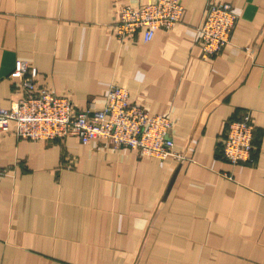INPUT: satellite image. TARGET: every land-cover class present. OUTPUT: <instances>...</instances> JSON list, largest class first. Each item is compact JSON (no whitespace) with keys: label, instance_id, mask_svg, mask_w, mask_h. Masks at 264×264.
I'll return each mask as SVG.
<instances>
[{"label":"crops","instance_id":"obj_1","mask_svg":"<svg viewBox=\"0 0 264 264\" xmlns=\"http://www.w3.org/2000/svg\"><path fill=\"white\" fill-rule=\"evenodd\" d=\"M151 0H0V108L22 96L17 59L35 84L100 109L111 85L172 121L159 160L100 139L18 138L0 130V264H264V0H180L181 19L148 41L113 32L124 4ZM209 2L237 20L203 56ZM249 112L250 160L220 154L227 122Z\"/></svg>","mask_w":264,"mask_h":264},{"label":"built area","instance_id":"obj_2","mask_svg":"<svg viewBox=\"0 0 264 264\" xmlns=\"http://www.w3.org/2000/svg\"><path fill=\"white\" fill-rule=\"evenodd\" d=\"M183 12L180 0H151L138 6L124 4L116 11L113 32L123 41L141 31L143 40L148 41L157 29L172 28ZM236 20L237 13L230 3H207L198 26L203 56H215L228 43ZM13 74L19 77L22 96L0 108L2 131L9 130L12 121L18 138L52 141L76 136L84 144L96 138L159 160L189 159L174 149L168 114H150L129 101L128 90L123 86L108 88L102 108L76 110L68 97L38 87L37 68L26 60H16ZM254 127L249 112L228 120L220 147L224 160L232 165L250 160Z\"/></svg>","mask_w":264,"mask_h":264},{"label":"trees","instance_id":"obj_3","mask_svg":"<svg viewBox=\"0 0 264 264\" xmlns=\"http://www.w3.org/2000/svg\"><path fill=\"white\" fill-rule=\"evenodd\" d=\"M220 151V150H219Z\"/></svg>","mask_w":264,"mask_h":264}]
</instances>
